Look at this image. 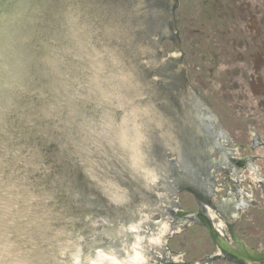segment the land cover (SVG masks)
Masks as SVG:
<instances>
[{
    "label": "water",
    "instance_id": "1",
    "mask_svg": "<svg viewBox=\"0 0 264 264\" xmlns=\"http://www.w3.org/2000/svg\"><path fill=\"white\" fill-rule=\"evenodd\" d=\"M171 5H173L172 0H151L150 2L149 0H0V56L3 59L6 44L16 52L24 65V84L27 87L26 93L10 92L4 89L5 73L4 67L0 64V109L6 107L9 100L14 105L0 124V158L4 155L3 146L7 144L9 149L19 150L20 157L23 158L17 165L21 175L33 172L32 170L35 171L38 167L42 169V173H49L51 166L46 164L49 155H53V161L60 166V170L57 169L52 174L49 189L43 191V195L34 193L24 184L27 191L22 190V198L31 194L37 199L32 200L28 206L21 202L22 199L19 200L17 202L19 207L13 213L15 224L9 229V240L20 245L22 252L27 254L28 258L32 257L30 260L33 264H37V259L40 264L50 262L58 264L55 259L59 251L70 255V264H78V253L82 250L80 238L78 242L53 245L51 241L57 240L64 230L56 229L51 236L46 237L48 217L38 208L42 206L46 198L51 199L53 194L60 190L59 185L63 181H66L62 189L63 193L66 196L73 195L70 186L72 187L77 181L76 174L79 171L83 174L85 182L90 180L99 186L97 197L99 204L110 208L112 212L127 213L128 218L124 219V216H120L119 222L123 219L121 223L129 225L131 221L137 220L142 213V211L139 212L138 205L142 202L148 203L149 206L145 209L143 207L142 210L147 212L151 210V186L145 188L143 171L139 168L137 171L132 170L133 165L128 158L122 157L124 151L119 146L109 147L107 143H102L101 149L94 156L97 164L88 168L87 165L80 163V158L70 146H64L66 140L63 134L55 131L57 121L44 118L48 106L54 103V94L51 91L52 81L48 75L46 60L54 49L62 50L72 47L69 30L70 15H78V23L86 26L92 34L91 43L98 51L107 49L113 52L122 70L132 74L135 83L139 86L140 98L135 101V104L148 107L150 115L162 120V123L156 125L152 132L151 121L142 123L146 139L142 141L140 149L145 154V164L150 166L151 158L155 159L160 163L159 167L162 170L169 172L168 176L170 173L176 176L188 170L195 171L200 164L196 163V157L201 158V162L202 158L205 160L207 157L203 147H198L197 144L202 139L201 134L207 136L216 145H221L220 139L224 135L219 132V128H216L218 126L213 120L204 116V112L196 105L193 98L190 102L186 99L187 96H192L190 92H187L188 88L185 84L175 81L176 71L169 63L175 58L174 54H169L164 59L160 56L159 42L166 37L168 27L161 20L164 11L159 8H169ZM6 23L11 24V31L7 35H5ZM154 34L157 37H154ZM64 59L66 66L63 70H66L69 75H80V69L87 67L70 55L65 56ZM153 74L155 76H152ZM160 82L161 85H159ZM122 115L117 113L118 121ZM161 131L166 132L167 135L161 136ZM59 135L62 139L54 150L50 153L44 152L47 143L57 141ZM102 153H106V156H99ZM108 182L110 185H107ZM111 183L116 187L112 188ZM123 186L126 189L130 188L131 191L129 192ZM159 188V190L162 189L160 186ZM190 188L196 190L198 187ZM115 189L118 193H123L124 198L130 203L128 206L110 201ZM125 191L129 193L126 194ZM135 195L142 200L132 201ZM88 196V201L94 198L89 191ZM164 197L161 196L158 199L163 201ZM158 199L154 197L153 201ZM20 213H25V217H29L30 220L17 218V214ZM180 216L186 220L195 218L183 211ZM207 219L208 221L203 219L202 221L220 249V254H215L212 258H218L230 252L241 261L264 264V251L249 250L241 241L237 242L239 249L231 248L226 241L220 242L217 231L209 224L211 218ZM98 222L100 219L91 221L92 231L90 230L84 241L94 237ZM108 222L114 221L108 220ZM143 225H148L147 227L150 228L144 231ZM155 225L156 223L150 222V218L146 219L139 227V232L144 236L149 235ZM170 226L172 231L177 230L172 227L173 223H170ZM128 234L132 236V233ZM90 242L87 243L88 246L91 245ZM2 243L3 240L0 241V259H3ZM39 244L45 246V250L38 246ZM118 247L116 245L99 246L100 249L114 251L118 250Z\"/></svg>",
    "mask_w": 264,
    "mask_h": 264
},
{
    "label": "rangeland",
    "instance_id": "2",
    "mask_svg": "<svg viewBox=\"0 0 264 264\" xmlns=\"http://www.w3.org/2000/svg\"><path fill=\"white\" fill-rule=\"evenodd\" d=\"M172 2V7L159 8L164 11L161 20L168 27L166 37L159 42L160 56L164 59L174 54L175 58L169 63L176 71L175 81L185 84L192 96H185L186 99L190 102L193 98L204 116L215 122L224 137L220 139L221 145H216L201 134L202 139L197 144L203 147L207 157L205 160L202 158V162L201 158L196 157V163L200 164L195 171L188 170L176 176L171 173L168 176L169 172H166L167 178L159 184L163 188L161 192L165 194L163 199L168 206L172 200H177L182 210L193 213L198 208L199 194L190 187H199L203 192L213 189L215 193L211 198L214 203L235 194L244 205L237 211L234 223L237 236L248 246L264 250V0ZM154 37L157 35L154 34ZM57 139L47 143L44 152L54 150L62 136L59 135ZM100 156L106 155L102 153ZM46 164L51 166L49 173H42L40 167L27 173L28 179L24 184L36 194L43 195V191L49 189L52 174L60 170V166L53 161V155L48 156ZM76 175L77 181L70 186L73 195L63 193L66 183L63 181L59 185L60 190L51 199L46 198L38 209L48 217L46 237L56 229L64 230L57 240L51 241L52 244L78 242L80 238L82 250L78 253V264H87L89 255L100 245L118 247L122 239L129 244L131 235L119 232L122 229L119 223L123 219L118 220L120 216L128 218L127 213L112 212L99 204V186L90 180L85 182L80 171ZM179 184L183 185L180 189ZM123 188L126 189L125 186ZM126 190L131 191L128 187ZM88 191L94 196L89 201ZM128 191L125 193L128 194ZM154 197L159 198L151 193L152 201ZM141 200L138 195L132 199L134 202ZM144 203L139 204L138 209ZM164 212L165 219L175 223L174 217ZM178 213L180 216L181 213ZM162 214L156 210L150 222L162 220ZM93 219H100L94 230L95 235L92 239L88 238L91 242L88 239L84 241L92 231L90 224ZM202 219L208 220L205 216ZM108 220L114 222L109 223ZM219 220L214 216L211 223L219 225ZM222 220L227 221L225 218ZM182 222H187L188 226L178 228V231L164 238L168 251L154 250V259H151V246H147L148 264H167V257L175 259L177 263L201 264L205 257L220 254L202 223L178 220V224ZM224 224L223 230L228 234L227 223ZM147 226L143 225L142 230L150 228ZM89 242L90 246L87 244ZM38 246L45 247L41 244ZM56 256V263L70 264V255L66 252L59 251ZM163 257L166 259L163 260ZM207 264L231 263L216 257Z\"/></svg>",
    "mask_w": 264,
    "mask_h": 264
},
{
    "label": "clouds",
    "instance_id": "3",
    "mask_svg": "<svg viewBox=\"0 0 264 264\" xmlns=\"http://www.w3.org/2000/svg\"><path fill=\"white\" fill-rule=\"evenodd\" d=\"M78 19V15L69 16L72 47L54 49L46 60L54 103L48 106L44 118L57 121L55 131L63 134L66 140L64 146H70L80 158V163L89 168L97 164L94 156L101 149L102 143L118 147L125 125L129 128L138 127L142 120L150 122L151 115L147 108L135 105L140 96L139 86L132 74L122 70L113 52L107 49L98 51L92 45V34L86 26L78 23ZM10 31L11 24L6 23L5 35ZM68 55L87 65L80 69V75H69L63 70L66 66L64 57ZM3 67L4 89L26 93L24 65L7 44ZM13 107L9 100L7 106L0 109V124ZM117 113L123 114L119 121ZM3 153V158H0V239L4 243L0 264H33L27 254L13 251L15 245L9 242V229L15 224L13 213L19 207L17 202L22 199V190L27 191L24 188L27 174L21 175L17 170V165L23 158L20 157L19 150L9 149L7 144L3 146ZM36 199L30 194L29 202Z\"/></svg>",
    "mask_w": 264,
    "mask_h": 264
},
{
    "label": "bare ground",
    "instance_id": "4",
    "mask_svg": "<svg viewBox=\"0 0 264 264\" xmlns=\"http://www.w3.org/2000/svg\"><path fill=\"white\" fill-rule=\"evenodd\" d=\"M0 64H1V66H3V59L1 56H0ZM135 105L138 108H147L148 109V107H146V106L143 107V106H140L137 104H135ZM142 123H143V120L140 122L138 127H133L132 130L127 125H125L122 128V134L119 138V147L124 151V152H122V157L128 158L130 163L133 165L132 170L137 171L139 168L143 171V178H144V181L146 182L145 188H150V186H151V193L157 194L158 197L160 198L164 194L161 192V190L163 188L161 190H159L160 189L159 184H160V181H163V179L166 178V176H167L166 170H162L159 167L160 163H158L157 160L152 159V158H151V165L150 166H149V164L144 163L145 154H144V152L141 151L140 146H141L142 141L144 139H146V132L143 131ZM161 123H162V120L160 118L153 117L151 114V132L156 127V125H159ZM166 135H167L166 132L161 131V136H166ZM104 154L106 155V153H104ZM151 156L154 157V154L151 153ZM90 167H92V166H90ZM161 167H163V165H161ZM148 179H149V182L147 181ZM107 185H110V183L108 182ZM111 185H112V188L116 187L115 184L111 183ZM108 192H110V190H108ZM112 194H113V197L110 199V201L112 203H115V204L121 203V204H124L127 206L130 204L122 195L123 193L120 194L116 190ZM29 199H30V196H25L24 198H22L21 202L24 203V205L27 204V206H28V204L30 203ZM42 199L43 198H41V200ZM159 201H160V199H158V202ZM151 202H152V199H151ZM155 207L158 208V206H155ZM139 210H141V209H139ZM156 210L157 209L154 208L153 211L150 210L145 214L141 210L142 213L139 214L140 216L136 221L131 222L129 225H123V223L120 224V228L122 227V229H120L119 231L127 230V231L131 232L132 234H139L140 236H142L145 239V245H142V247L139 249V251L140 252L145 251L146 254H147V244L151 246L152 235L151 234L145 235V236L142 235L139 232L140 231L139 227L144 222V220L149 219V218H151L150 216H153L154 214H156ZM25 211H27V210L25 209ZM212 211L213 210H211V209L209 210V217L211 218V220L214 219V216H217V214L214 211L213 212ZM180 213H182V212L180 211ZM41 214H40V216H41ZM17 215H18L17 218L19 217V218L26 220V221L30 220L29 217L28 218L25 217V213H20ZM211 216H213V218ZM224 222L225 221L221 220L219 222V225H213L210 222H209V224L211 225V227H217L218 226L219 228H224V226H225ZM153 223H156L154 230H160V233H158L160 238L157 240V242H158L157 245H159V247H162V245H164V238H166L170 234L178 231V229L176 231H172L171 226H170V222L167 219H162L158 222H153ZM162 223H164L165 225H163ZM151 231H153V229ZM2 240L3 239H0V241H2ZM9 242L11 244L15 245V248L13 249V251L18 250V251L22 252L20 245H18L17 243H13L10 240H9ZM3 243H4V241H3ZM3 243H2V245H3ZM156 251H157V249H156ZM22 253H24V252H22ZM152 257L154 259V256H152ZM2 258H3V254H2ZM31 258L32 257L30 256L28 259H31ZM43 259L46 260L45 258H43ZM147 259L142 264H148ZM87 260H88L87 264H106V263H109V264H125L123 262V260L125 261V259L121 258L118 255V253H116L113 249L111 250V249H105V248H101V249L99 248V250H96L93 253V255L90 254ZM0 261H2V259H0ZM172 261H173L172 262L173 264H180V263H177L178 261H176L175 259ZM37 264H40L38 259H37ZM49 264H55V263L50 262Z\"/></svg>",
    "mask_w": 264,
    "mask_h": 264
},
{
    "label": "flooded vegetation",
    "instance_id": "5",
    "mask_svg": "<svg viewBox=\"0 0 264 264\" xmlns=\"http://www.w3.org/2000/svg\"><path fill=\"white\" fill-rule=\"evenodd\" d=\"M231 159L233 160V158H231ZM238 165H239V163H238ZM180 187H181V184H179V188L178 189H180ZM209 190L210 191H208V192H203L199 187L196 189L197 194H199L197 196L198 208H197L196 212L188 213L187 211L182 210L179 207V203H178L177 200H172V202L168 206V205L165 204L167 201H165L164 199L161 202L160 201L159 202L158 201H152L151 202V211H153L154 208H156L158 211L163 213L162 214V219H165V217H164L165 216V212L164 211L169 212L174 218H177V219H174L176 221H175V223H173L172 227H175V229H178V228L179 229L180 228L183 229V228L188 226V223L187 222H184V223L182 222V223L178 224V220L179 219H184L183 217L179 216L178 212H180V211L182 212L183 211V212H186L188 215L195 216V218L193 220H189V222L202 223V225L205 227V225H204V223L202 221V218H203L202 216H205L206 218H208L209 217V210L211 209L217 214V217H219V219L222 220L223 218H225L227 220L225 222L227 223L226 226L228 227V234L225 233L223 228H219L218 226L214 227L215 230L217 231V236L219 237V241L220 242L221 241H226L231 246V248L239 249V245H238L237 242L241 241V242L244 243L246 248L249 249V250L264 251V250H256L254 247L248 246L242 239H240L237 236V231L235 230L234 223H235V220L237 219V216H238L237 211L241 207L244 206L241 203V200L238 199L235 194H232L231 198H229V199L228 198L227 199L220 198L217 202L214 203V202H212V198L211 197L215 193V191L213 189H209ZM155 206H158V208L155 207ZM143 207L145 209L146 207H149V206H148V204L144 203L143 206L141 207V210H142ZM132 211L134 212V210H132ZM142 211H143L144 214L147 213L146 210H142ZM222 221H224V220H222ZM131 222H133V221H131ZM162 224L165 225L164 223H162ZM123 225H125V224L123 223ZM154 229L155 228H153V231H151V235H152V237H151L152 238L151 239V259H153L152 253H154V250L155 251H156V249L158 251L162 250L163 252H164V250L165 251L169 250V248H167L165 246V243H164V245H162V247H159V245H157V243H158L157 240L160 238V236L158 235V233H160V230H154ZM207 231H208V229H207ZM119 232H123V233H127V234L131 233V232L127 231V230H121ZM209 234H210V232H209ZM210 237L212 238L211 234H210ZM130 239L131 240H130L129 244H126L125 243V239H122L120 241V244L118 245V246H120L119 247L120 250L118 249L115 252L118 253V255L121 258L125 259V261L123 260V262L125 264H142L147 258H148L147 259V262H148L149 256H147L145 251H143V252L139 251V249L142 247V245H144L145 239L142 236H140L139 234H132ZM213 241H214V239H213ZM214 243H215V241H214ZM215 245H216V243H215ZM216 247H217V245H216ZM217 249H219V248L217 247ZM218 251L220 252V249ZM220 257L226 259L231 264H256V263H250V262H246V261H241L234 254H232L230 252L226 253V255H221ZM165 259L166 258L163 257V260H165ZM167 259L169 260L167 262V264H172V258L167 257ZM211 259H212V257L207 256V257H205L204 260L201 261V264H207V263H209L211 261ZM180 264H186V263L180 262ZM197 264H199V263H197ZM259 264H263V263H259Z\"/></svg>",
    "mask_w": 264,
    "mask_h": 264
}]
</instances>
